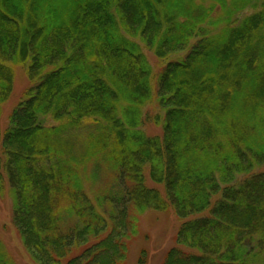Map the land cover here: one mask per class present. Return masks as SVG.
<instances>
[{
  "label": "trees",
  "instance_id": "1",
  "mask_svg": "<svg viewBox=\"0 0 264 264\" xmlns=\"http://www.w3.org/2000/svg\"><path fill=\"white\" fill-rule=\"evenodd\" d=\"M140 45L189 48L154 94ZM10 65L31 85L0 132V196L33 264H124L138 216L168 207L162 264H264V0H0V115ZM154 95L160 137L139 130Z\"/></svg>",
  "mask_w": 264,
  "mask_h": 264
},
{
  "label": "rangeland",
  "instance_id": "2",
  "mask_svg": "<svg viewBox=\"0 0 264 264\" xmlns=\"http://www.w3.org/2000/svg\"><path fill=\"white\" fill-rule=\"evenodd\" d=\"M222 18V13L219 8H215L213 10V14L211 16L212 22L215 19ZM211 30H218L220 26L215 28L214 26H207ZM215 28V29H212ZM191 42L194 43L192 40ZM190 42V45L192 43ZM151 69L152 75L150 80V88L152 94L155 93V82L158 73L162 70L165 63L169 61H176L185 56L188 51L187 49L179 53L177 55H170L164 60H159L154 57L152 52L144 49L142 45H140ZM13 69L14 79H13V90L11 95L2 107H1V115H0V132L3 133L6 125H7V117L11 110L17 105V103L22 99L23 93L30 87L31 83L27 80L25 74V67L22 65H10ZM119 107L117 112V116L122 118V115L119 112ZM143 121L139 127V130L142 131L146 136H157L160 137V125L154 124V116L159 115V119H161L163 112L156 104L155 95L152 98V101L142 108ZM145 120V121H144ZM43 122L46 125L53 124L51 121L43 119ZM92 126L94 125L93 121H88ZM93 130V128L88 129ZM71 132V131H70ZM71 139L72 144L75 146L76 144V135L68 136ZM88 132V133H89ZM85 140H87L85 138ZM1 151V149H0ZM1 155V152H0ZM108 168H106L107 170ZM105 170V171H106ZM245 177V176H244ZM113 174L109 171L108 174L105 175L103 173L101 175V179L99 183L95 184V187L98 189L105 188L108 185H113ZM144 178L146 184L149 187H154L159 190V192L164 195L163 187L154 185L148 178L147 170L144 172ZM242 175L237 176V180H241ZM219 196H215L212 199V203L218 199ZM11 196L8 192V187L6 185L4 193L0 196V244L2 245L3 251H5L6 257L11 260L14 264H33L23 249L18 237L15 233L12 221H11ZM65 206V205H64ZM180 221L176 218L174 211L171 207H168L167 210L158 213L153 211H148L141 216H138V235L134 236L133 242L130 244L129 251L127 252L126 259L124 260V264H137L139 253L141 251L146 252V263L145 264H162L165 254L168 249L175 247V233L179 228Z\"/></svg>",
  "mask_w": 264,
  "mask_h": 264
}]
</instances>
